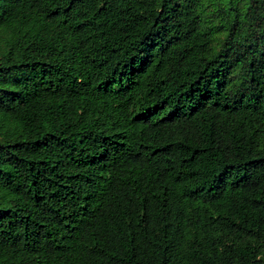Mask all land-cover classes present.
<instances>
[{"label":"trees","instance_id":"16d2710c","mask_svg":"<svg viewBox=\"0 0 264 264\" xmlns=\"http://www.w3.org/2000/svg\"><path fill=\"white\" fill-rule=\"evenodd\" d=\"M264 0H0V264H258Z\"/></svg>","mask_w":264,"mask_h":264},{"label":"rangeland","instance_id":"374dc122","mask_svg":"<svg viewBox=\"0 0 264 264\" xmlns=\"http://www.w3.org/2000/svg\"><path fill=\"white\" fill-rule=\"evenodd\" d=\"M258 264H264V254L261 256L260 261Z\"/></svg>","mask_w":264,"mask_h":264},{"label":"water","instance_id":"95a60500","mask_svg":"<svg viewBox=\"0 0 264 264\" xmlns=\"http://www.w3.org/2000/svg\"><path fill=\"white\" fill-rule=\"evenodd\" d=\"M261 258V256L259 257V259Z\"/></svg>","mask_w":264,"mask_h":264}]
</instances>
